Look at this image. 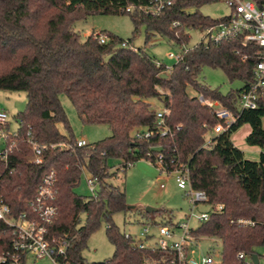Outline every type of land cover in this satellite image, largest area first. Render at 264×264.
<instances>
[{
  "label": "trees",
  "instance_id": "obj_1",
  "mask_svg": "<svg viewBox=\"0 0 264 264\" xmlns=\"http://www.w3.org/2000/svg\"><path fill=\"white\" fill-rule=\"evenodd\" d=\"M150 1L0 0V90L23 91L27 97L25 109L14 116L19 122L16 147L7 162L0 157V194L14 213L26 211L43 174L54 169L58 213L50 235L69 241L72 264H174L168 252L134 246L113 219L118 212L136 209L145 223H172L173 212L128 206L126 191L107 180L117 174L110 173V159L121 161L126 170L129 163L141 159L155 164L162 154L168 165L172 159L186 163L193 187L205 191L213 207L222 205L194 233L222 239L223 264H246L239 252L253 254L264 248V102L253 110L237 108L238 96L253 80L254 48L243 45L240 38L218 45L199 43L167 71L146 50L154 35L166 36L180 46L189 43V28L204 29L224 18H212L199 9L218 0H173L154 16L123 9ZM92 14H128L133 37L124 40L107 33L109 41L100 43L97 32H92L82 38L73 25ZM141 27L145 46L137 47L134 36ZM236 50L250 57L243 60ZM205 66L220 68L231 81L239 79L245 85L226 94L211 88L199 79ZM189 87L239 114L229 129L210 138L209 145L207 135L217 118L209 106L190 95ZM61 94L70 99L82 123L106 124L111 134L77 147ZM151 99L168 110L170 132L166 135L157 131V110L149 104ZM59 124L67 133L60 131ZM245 124L251 127L247 144L262 149L258 161L247 159L233 142L232 135ZM145 130L154 134L136 136ZM30 136L47 145L40 164L30 161ZM60 143L67 147L51 146ZM85 170L98 180L96 196L74 192ZM240 218L255 223L241 225L236 222ZM102 222L114 252L108 259L89 263L83 250ZM4 232L0 227V242L7 245L11 234Z\"/></svg>",
  "mask_w": 264,
  "mask_h": 264
},
{
  "label": "built area",
  "instance_id": "obj_2",
  "mask_svg": "<svg viewBox=\"0 0 264 264\" xmlns=\"http://www.w3.org/2000/svg\"><path fill=\"white\" fill-rule=\"evenodd\" d=\"M225 1L230 10L228 15L223 16L224 20L217 25L204 29L189 28L188 33L190 30L201 33L199 41L192 46L188 44L180 45L177 52L169 53V57L179 62L185 53L199 43L218 45L226 40L240 38L243 45L254 48L251 55L255 57V63L253 80L245 85L238 96L237 108L239 111L257 109L260 103L264 102V0L259 3L255 0ZM172 3L173 0H151L147 4H131L123 9L130 13L139 11L154 16L161 13ZM97 38L100 43L109 41V36L102 32H97ZM123 45H127V42H124ZM235 52L241 55L243 60L250 57L249 53H241L239 50ZM157 65L160 66L161 61L158 60ZM166 69L170 71L172 66H166ZM197 97L202 104L212 109L217 118L212 130L214 134L226 131L237 121L239 114L222 105L219 100L206 98L199 93ZM167 113V108L163 106L156 111L157 131L161 135L170 132V128L166 124ZM17 123L18 127L13 131L10 114L0 107V142L3 145L0 149V157L6 162L10 152L16 147V138L19 135V122L17 121ZM153 134L154 131L145 130L143 133L137 132L136 136L138 138H149ZM210 143V139H208L206 144L209 145ZM88 144L89 142L85 138L75 140L77 147ZM28 145L31 149L30 161L34 164L42 163L43 151L47 148V145L39 143L31 136L28 138ZM51 146L59 149L67 147L66 143L52 144ZM131 165L132 163H129L128 167ZM155 165L161 173L175 177L178 187L185 191V195L194 207L199 204H208L210 208L199 213L192 212L191 215L187 216V221L183 222L144 223L139 235L125 232V237L140 249L161 250L170 253L173 256L172 263L174 264H223V251L220 259L210 253L194 256V249L202 239H210L218 243L223 249V241L219 237L202 236L194 233V230L200 224L210 219L213 212L222 209V205L217 208L213 207L207 193L193 187L190 169L186 163L172 159L168 165L165 163L163 155L159 154ZM119 167V169H122V164ZM86 177L91 195L96 196L97 178L89 174ZM57 195V173L54 169L43 174L34 196L28 201L26 211L14 213L10 204L0 194V227L7 230L4 235L8 232L11 234L9 244L6 245L5 241L0 242V264H28L29 260L33 258H49L53 264H72L68 258L69 241L50 235V226L58 213ZM193 216L199 221L196 227L190 225ZM236 222L241 225H253L255 223L253 220L246 218H240ZM253 254L239 252L238 257L243 259L246 264H255L252 258ZM256 254L259 258L258 264H262V261L264 262V252Z\"/></svg>",
  "mask_w": 264,
  "mask_h": 264
},
{
  "label": "rangeland",
  "instance_id": "obj_3",
  "mask_svg": "<svg viewBox=\"0 0 264 264\" xmlns=\"http://www.w3.org/2000/svg\"><path fill=\"white\" fill-rule=\"evenodd\" d=\"M200 11L212 18H220L229 14V6L225 0H218L203 4ZM74 29L79 32L82 38L92 32L112 33L124 40L133 37V23L128 14H92L85 19L77 20ZM189 46L199 41L201 33L199 31L190 30ZM108 35V34H107ZM146 34L145 28L141 27L140 32L134 36V44L137 47L145 46ZM177 46L168 37L156 34L149 41L146 50L155 59L161 61L165 66H173L176 61L169 57V53L177 52ZM199 79L211 88H219L223 93L242 88L245 83L239 79L231 81L224 71L220 68L203 67ZM191 96H197L198 92L192 87L188 88ZM61 103L67 113L69 125L76 139L85 138L89 143H94L108 137L111 130L106 124H84L79 118L77 110L65 95H60ZM27 103L26 93L23 91L0 90V107L7 110L10 114L12 130L15 131L18 123L14 116L25 109ZM152 108L161 109L162 104L155 100H149ZM59 129L63 133H67L64 125L59 124ZM249 125H243L233 134V142L244 151L245 157L249 160L258 161L260 159L261 147L247 144L246 136ZM213 131L209 132L207 139L215 136ZM0 142V149L2 148ZM109 164L112 166L110 173L117 171L116 175H112L107 180L121 187L126 191L128 206H135L137 209H145L146 207H156L171 210L173 212V222L187 221V216L192 212L199 213L210 208L208 204H199L194 207L185 195V191L178 187L175 177L161 173L158 167L152 162L141 159L133 163L126 170L119 171L121 161L110 159ZM86 171V170H85ZM87 171L81 177L78 185L75 186L74 192L81 196H91V190L87 182ZM164 184V186H162ZM168 215V214H166ZM156 218L160 220V216ZM114 222L122 232H131L139 235L145 221L141 218L139 211L136 209L126 212H118L113 215ZM199 221L193 216L190 220L191 227H196ZM106 223L102 222L100 228L95 231L88 240L87 247L83 250V256L91 263L95 261H103L110 258L114 252V245L109 241L106 233ZM194 256L210 253L217 259H220L221 246L210 240L202 239L195 247ZM264 252V249H259ZM28 264H53L49 258L29 260ZM262 264L264 262L262 261Z\"/></svg>",
  "mask_w": 264,
  "mask_h": 264
},
{
  "label": "water",
  "instance_id": "obj_4",
  "mask_svg": "<svg viewBox=\"0 0 264 264\" xmlns=\"http://www.w3.org/2000/svg\"><path fill=\"white\" fill-rule=\"evenodd\" d=\"M162 76L166 77L167 74L164 73V74H162ZM157 210H158V208H156V207H150V206L146 207V211H148V212H156ZM252 258H253V261H254L255 264L259 263L258 254L254 253L252 255Z\"/></svg>",
  "mask_w": 264,
  "mask_h": 264
},
{
  "label": "crops",
  "instance_id": "obj_5",
  "mask_svg": "<svg viewBox=\"0 0 264 264\" xmlns=\"http://www.w3.org/2000/svg\"><path fill=\"white\" fill-rule=\"evenodd\" d=\"M248 125H249V124H248ZM250 131H251V127H250V125H249V129H248L247 134L250 133ZM232 139H233V135H232ZM234 144H235V143H234ZM235 145H237V144H235Z\"/></svg>",
  "mask_w": 264,
  "mask_h": 264
}]
</instances>
